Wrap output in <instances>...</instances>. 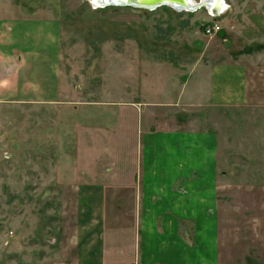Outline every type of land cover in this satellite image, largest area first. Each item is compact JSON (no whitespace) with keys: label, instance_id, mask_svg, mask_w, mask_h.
Here are the masks:
<instances>
[{"label":"rangeland","instance_id":"374dc122","mask_svg":"<svg viewBox=\"0 0 264 264\" xmlns=\"http://www.w3.org/2000/svg\"><path fill=\"white\" fill-rule=\"evenodd\" d=\"M223 3L226 10L215 20L221 31L207 36L203 29L212 19L204 8L188 13L170 8L95 9L86 0H0V19L38 15L53 18L59 25L55 109L0 101V264L72 263L71 248L78 241L74 240L78 196L75 186L59 184L51 165L59 166L67 150H77L73 140L84 120H80L83 111L74 104L93 102L121 103V108H128L130 102L139 104L137 118L151 125V133L165 130L169 134V175L175 138L181 135L210 133L219 158L224 155L219 163L214 254H204L205 238L196 245L193 242L196 221L175 223L177 217L171 214L168 222L162 220L161 238L156 234L140 237L138 223L128 221L133 211L127 201L111 200L121 187L127 194V186H105L103 247L126 251L154 246L149 256L160 259L154 264H175L177 257H183L184 264H264V186H259L257 160L249 156L247 139L252 135L249 125L258 120L260 134L264 121V0ZM234 62L244 65L255 79L259 105L197 111L171 105L168 95L175 82H182L193 68ZM159 92H168V98L150 107ZM114 113L112 108L104 109L103 124ZM123 113L127 115L128 110ZM121 128L127 136V126ZM143 128L144 123L139 132L132 135L130 131L132 139L138 136L139 141ZM112 129L101 132L106 136ZM172 186L178 189L179 185ZM199 225L201 232L208 224L203 220ZM127 257H109L108 264H127ZM135 263L139 264L137 255Z\"/></svg>","mask_w":264,"mask_h":264},{"label":"crops","instance_id":"0c3cea01","mask_svg":"<svg viewBox=\"0 0 264 264\" xmlns=\"http://www.w3.org/2000/svg\"><path fill=\"white\" fill-rule=\"evenodd\" d=\"M58 36L59 25L53 18L40 19L38 15H32L0 19V101L55 109L59 96ZM153 67L157 70L163 68ZM193 69L182 82H175L171 95L159 92L148 105H162L167 95L171 105L193 111L214 106L259 105L255 79L249 76L247 68L239 62L198 65ZM120 104H74L83 111L80 120H84L78 126L79 134L72 139L77 150H67L61 165H51L55 168L52 174L54 178L57 174L59 184L70 188L75 186L78 196L74 239L78 241L71 248L74 255L71 264H108L109 257L112 260L125 254L128 256L127 264H136V255L139 264L160 261L149 256L154 246H147L144 250L127 248L126 251L103 247L107 196L105 186H127V194H124V187H121L111 194V200L115 202L119 198L122 202L127 201V208L133 211L128 221L138 223L140 237L156 234L161 238L159 232L162 220L171 214L177 217L173 220L175 223L179 219L196 221L193 242L196 245L199 238L202 241L205 238L204 254H214L218 244L216 193L219 163L224 157L219 158L215 137L210 133L192 132L175 138V160L170 165L169 175L166 162L169 134L165 130L152 134L151 125L137 118L136 103H128V108H121ZM104 106L115 111L107 118L110 121L106 124H103L104 109L108 108ZM126 110L127 115L123 113ZM254 122V125H249L252 135L247 138L250 150H246L249 156L257 160L255 168L259 173V186H264V121L260 134L259 121ZM142 123L146 128H143L145 131L142 137L140 135L139 141L138 136L132 139L133 133L139 132L138 127ZM123 125L127 126V136L122 133ZM104 128H113L114 132L105 136L101 132ZM131 143H134L132 149ZM104 149L107 152L104 153ZM174 184L179 185L178 189L172 186ZM203 220L208 225L206 232L201 233L198 232L201 228L199 223ZM157 250L155 252L159 255ZM176 260L177 264H184L183 257H177Z\"/></svg>","mask_w":264,"mask_h":264},{"label":"water","instance_id":"95a60500","mask_svg":"<svg viewBox=\"0 0 264 264\" xmlns=\"http://www.w3.org/2000/svg\"><path fill=\"white\" fill-rule=\"evenodd\" d=\"M93 8L106 7H130L133 9H141L146 11H154L161 7H167L177 12H193L197 9L205 8L203 0H199L196 4H189L186 0H86ZM219 1V0H218ZM221 9V8H219ZM217 10L212 13L213 16L218 15Z\"/></svg>","mask_w":264,"mask_h":264},{"label":"built area","instance_id":"2783aa9c","mask_svg":"<svg viewBox=\"0 0 264 264\" xmlns=\"http://www.w3.org/2000/svg\"><path fill=\"white\" fill-rule=\"evenodd\" d=\"M223 9L221 8L218 12L217 16H213L212 13H210L209 17L212 19L211 23H208L204 26L203 32L205 35L210 36L213 34L218 33L219 31H221V27L218 25V22L215 21L218 17H220L221 14L224 13V11L226 10V5Z\"/></svg>","mask_w":264,"mask_h":264},{"label":"bare ground","instance_id":"6f19581e","mask_svg":"<svg viewBox=\"0 0 264 264\" xmlns=\"http://www.w3.org/2000/svg\"><path fill=\"white\" fill-rule=\"evenodd\" d=\"M187 1V3H188V6H189V4H196L197 2H195L194 0H186ZM212 1L213 0H203V2H204V4H205V7H206V9L210 12V13H213L214 11H212ZM215 5V4H214ZM224 5V3H223V1H221V2H219V8H224L225 6H223ZM216 10V9H215Z\"/></svg>","mask_w":264,"mask_h":264},{"label":"flooded vegetation","instance_id":"af4514ba","mask_svg":"<svg viewBox=\"0 0 264 264\" xmlns=\"http://www.w3.org/2000/svg\"><path fill=\"white\" fill-rule=\"evenodd\" d=\"M222 0H213L212 1V11H214L215 9L217 10V11H219L220 9H219V2H221ZM224 1V0H223ZM195 2H199V0L198 1H195ZM215 4V5H214Z\"/></svg>","mask_w":264,"mask_h":264},{"label":"trees","instance_id":"16d2710c","mask_svg":"<svg viewBox=\"0 0 264 264\" xmlns=\"http://www.w3.org/2000/svg\"><path fill=\"white\" fill-rule=\"evenodd\" d=\"M110 8H118V7H110ZM128 8H130V7H128ZM167 7H161L160 9H166ZM106 9V8H105ZM131 9H133V8H131ZM167 9H169V8H167ZM137 10V9H136Z\"/></svg>","mask_w":264,"mask_h":264}]
</instances>
